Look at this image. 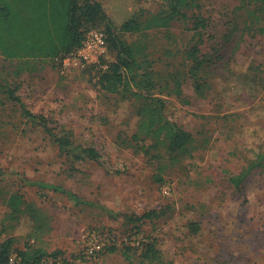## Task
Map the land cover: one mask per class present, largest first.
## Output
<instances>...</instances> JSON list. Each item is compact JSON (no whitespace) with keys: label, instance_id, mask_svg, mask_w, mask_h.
I'll list each match as a JSON object with an SVG mask.
<instances>
[{"label":"rangeland","instance_id":"rangeland-1","mask_svg":"<svg viewBox=\"0 0 264 264\" xmlns=\"http://www.w3.org/2000/svg\"><path fill=\"white\" fill-rule=\"evenodd\" d=\"M99 1L116 25L166 4ZM199 1L209 23L200 47L207 53L202 71L209 85L202 83L198 94L193 78H184L183 98L165 97L166 116L192 133L185 149L168 150L153 138L134 137L144 97L100 90L87 68L62 74L48 58L0 53V241L12 236L17 249H57L75 264H264V170L254 167L238 185L229 180L264 146V32L243 33L242 0ZM186 14L166 27L118 33L159 85L165 81L161 75L185 68L183 49L193 41L188 27L194 10ZM7 88L41 115L38 121L94 146L101 157L75 162L58 157L53 138L28 121ZM26 179L59 184L88 203L74 204L66 193L39 189ZM12 193L23 196L24 211L8 206ZM150 210L157 212L142 216ZM193 223L197 231L191 230ZM104 228L114 229L122 242L95 259L83 258L82 234ZM150 241L156 258L142 253ZM51 261L45 257L42 264Z\"/></svg>","mask_w":264,"mask_h":264},{"label":"trees","instance_id":"trees-1","mask_svg":"<svg viewBox=\"0 0 264 264\" xmlns=\"http://www.w3.org/2000/svg\"><path fill=\"white\" fill-rule=\"evenodd\" d=\"M166 4L156 11H144L132 14L116 25L99 0H0V53L6 58H48L63 57L78 48L85 33L95 27L102 28L107 35L108 59L102 58L101 65H93L87 69L93 72L94 82L100 90L119 95L121 98L144 97V103L138 106L140 119L134 137L155 139V144L163 143L168 150L185 149L193 139L192 133L183 128L177 121L166 116V96L176 95L183 98L184 78H193L194 89L202 93V83L209 85L207 76L202 71L203 54L200 47L205 33L209 32L207 18L200 9L199 0H166ZM240 6L246 11L243 33L246 31L264 32V0H242ZM187 9L194 10L193 21L188 27L193 31V41L183 49L186 61L183 70L169 71L165 81L159 85L153 77L154 71L144 68L143 63L135 56V48L131 43L123 41L119 32H142L152 27H166L176 18L186 17ZM168 78V79H167ZM172 78V80H171ZM166 79L168 81H166ZM175 82L174 86L170 83ZM157 88L159 91L154 92ZM145 89V95H143ZM14 88L8 89L10 98L20 104L24 115L33 125H42L44 130L56 143L61 155L71 162L87 159L98 160L101 155L92 145L76 143L65 132H55L39 120L36 115L26 109ZM185 103L190 102L184 99ZM67 161V160H66ZM254 167L264 170V146L253 151V156L246 168L238 174L230 175L229 180L238 185L247 173ZM28 184L39 188H52L68 195L74 204L88 203L71 190L60 185L26 179ZM24 200L20 193H12L8 198V206L13 212L24 211ZM113 217L118 213L107 206L92 203ZM156 210L144 213V217H152ZM191 230L197 231L198 225L191 224ZM15 238L6 237L0 241V264H42L45 257L50 258V264H75V261L62 255L60 250L48 251L42 246L26 245L22 249L14 247ZM115 246L107 247L114 250ZM130 249V248H127ZM147 257L156 258L157 251L153 242L146 243L142 252ZM15 254V260L12 255Z\"/></svg>","mask_w":264,"mask_h":264},{"label":"built area","instance_id":"built-area-1","mask_svg":"<svg viewBox=\"0 0 264 264\" xmlns=\"http://www.w3.org/2000/svg\"><path fill=\"white\" fill-rule=\"evenodd\" d=\"M102 58L108 59V43L105 31L100 27L89 29L81 45L63 57H56L60 73L65 74L69 68H88L93 65H101ZM83 258L95 259L105 251L107 247L118 246L122 241L119 234L111 228L99 230L89 229L82 234Z\"/></svg>","mask_w":264,"mask_h":264},{"label":"crops","instance_id":"crops-1","mask_svg":"<svg viewBox=\"0 0 264 264\" xmlns=\"http://www.w3.org/2000/svg\"><path fill=\"white\" fill-rule=\"evenodd\" d=\"M56 153H57L56 155H57L58 157L65 158V159L67 158V157H65V156H63V155L60 154L58 148L56 149ZM67 159H68V158H67ZM62 166H63V167H62ZM62 166H61V167H62L63 170H64V168H66V167H65L64 165H62ZM62 168H61V170H62ZM67 171H68V170H67ZM65 173H68V172H65ZM53 184H55V183H53ZM56 185H59V184H56ZM38 188H39V187H38ZM39 189H40V188H39ZM61 230H62V229H61ZM61 230H60V234H59V236L61 237L62 240H64L66 231H65V230H62V231H61ZM66 230H68V229L66 228ZM48 251H51V250H48Z\"/></svg>","mask_w":264,"mask_h":264}]
</instances>
